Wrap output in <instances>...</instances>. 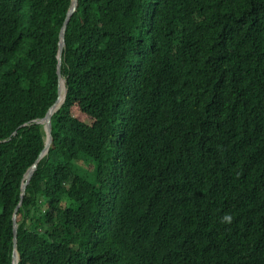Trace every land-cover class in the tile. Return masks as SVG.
Instances as JSON below:
<instances>
[{
    "label": "trees",
    "instance_id": "trees-1",
    "mask_svg": "<svg viewBox=\"0 0 264 264\" xmlns=\"http://www.w3.org/2000/svg\"><path fill=\"white\" fill-rule=\"evenodd\" d=\"M71 5L0 0V264ZM65 39L18 264H264V0H78Z\"/></svg>",
    "mask_w": 264,
    "mask_h": 264
},
{
    "label": "water",
    "instance_id": "water-1",
    "mask_svg": "<svg viewBox=\"0 0 264 264\" xmlns=\"http://www.w3.org/2000/svg\"><path fill=\"white\" fill-rule=\"evenodd\" d=\"M78 6V0H72V5L70 8L69 13L67 14V17L64 21L63 27L60 32V41H59V47H58V78H59V86H58V99L56 104L52 107V109L46 114V116L38 121L39 125H43L44 127V133H45V139H46V146L44 151L39 155L38 159L34 162V164L26 171L24 175V180L28 181L32 172L35 170L37 163L39 160L46 155L47 151L50 149L52 146V117L53 115L61 109L63 106L65 100H66V94H67V88L64 86L63 78H62V59H63V52L65 48V35H66V30L67 26L69 24L70 19L72 18L74 12L76 11ZM22 181L21 187H20V197H21V202L19 206L17 207L14 215H13V229H14V256H13V264H18L20 261V255L17 250V213L19 211L20 206L22 205L23 201V194L25 190V183Z\"/></svg>",
    "mask_w": 264,
    "mask_h": 264
}]
</instances>
